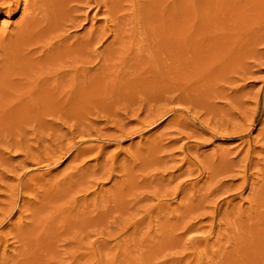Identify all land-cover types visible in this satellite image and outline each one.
<instances>
[{
  "label": "rangeland",
  "instance_id": "obj_1",
  "mask_svg": "<svg viewBox=\"0 0 264 264\" xmlns=\"http://www.w3.org/2000/svg\"><path fill=\"white\" fill-rule=\"evenodd\" d=\"M58 1L0 10V264H264V0Z\"/></svg>",
  "mask_w": 264,
  "mask_h": 264
},
{
  "label": "bare ground",
  "instance_id": "obj_2",
  "mask_svg": "<svg viewBox=\"0 0 264 264\" xmlns=\"http://www.w3.org/2000/svg\"><path fill=\"white\" fill-rule=\"evenodd\" d=\"M35 1H36V0H35ZM59 1H60V0H59ZM59 1H58V2H59ZM65 1H66V0H65ZM65 1H64V2H65ZM86 1H87V0H86ZM50 3H51V2H50ZM54 3H55V2H54ZM68 3H69V1H68ZM8 4H9V0H0V10L6 8V7L8 6ZM57 4H58V3H57ZM65 4H66V3H65ZM69 4H70V3H69ZM38 5H39V4H38ZM54 6H55V4H54ZM9 7H10V6H8V8H9ZM31 7H32V6H31ZM65 7H66V6H65ZM8 8H7V9H8ZM28 8H29V7H28ZM27 10H28V9H27ZM31 10H32V9H31ZM31 10H30V11H31ZM36 10H37V9H36ZM36 10H35V11H36ZM58 10H59V9H58ZM25 11H26V10H25ZM33 11H34V10H33ZM55 11H56V10H55ZM29 13H30V12H29ZM36 13H37V12H36ZM57 13H58V12H57ZM24 14H25V13H24ZM39 14H40V13H39ZM44 14H45V13H44ZM36 15H37V14H36ZM29 16H30V15H29ZM32 17H33V16H32ZM44 17H45V15H44ZM42 18H43V17H42ZM39 20H40V19H39ZM41 20H42V19H41ZM43 20H44V19H43ZM28 21H29V20H28ZM28 23H29V22H28ZM39 23H40V21H39ZM25 24H26V22H25ZM25 24H24V25H25ZM40 24H42V23H40ZM21 27H23V26H21ZM25 28H26V27H25ZM18 29H19V28H18ZM22 30H23V29H22ZM28 30H29V29H28ZM27 32H28V31H27ZM27 32H26V33H27ZM2 36H3V35H2ZM3 37H4V36H3ZM11 37H12V36H11ZM15 38H16V37H15ZM13 39H14V38H13ZM17 39H18V38H17ZM26 39H27V38H26ZM1 41H2V40H1ZM18 42H19V41H18ZM8 43H9V42H8ZM8 43H7V44H8ZM15 43H16V42H15ZM20 43H21V42H20ZM5 44H6V43H5ZM13 44H14V43H13ZM18 44H19V43H18ZM23 44H24V43H23ZM20 45H21V44H20ZM3 46H4V45H2V48H3ZM7 46H8V45H7ZM9 46H10V45H9ZM9 46H8V47H9ZM14 46H15V45H13V47H14ZM23 46H24V45H23ZM11 47H12V46H11ZM16 47H17V46H16ZM4 48H6V47L4 46ZM22 48H23V47H22ZM8 49H9V48H8ZM12 49H13V48H12ZM24 49H25V48H24ZM9 50H10V49H9ZM7 51H8V50H7ZM1 52H2V50H1ZM8 52H9V51H8ZM23 52H24V51H23ZM3 53L5 54L4 51H3ZM11 53H12V51H11ZM11 53H10V54H11ZM11 55H12V54H11ZM2 56H3V55L0 53V57H1V58L5 57V56H3V57H2ZM15 56H16V55H15ZM5 58H6V57H5ZM11 58H12V57H11ZM12 60H15V57H14V59H12ZM0 61H1V62L4 61V64H5L6 59H3V60L0 59ZM8 61H9V60H8ZM1 62H0V63H1ZM10 62H11V61H10ZM12 62H13V61H12ZM12 62H11V63H12ZM14 62H15V61H14ZM1 65H3V64H1ZM5 65H7V64H5ZM0 67H1V66H0ZM10 67H11V66H10ZM5 68H7V67H5ZM10 69H11V68H10ZM0 70H1V73H2V71L4 72V70H2V68H1ZM5 71H6V70H5ZM9 72H10V71H9ZM1 73H0V74H1ZM4 73H5V72H4ZM2 75H4V74L2 73ZM5 75H6V77H7V74H5ZM8 77H9V76H8ZM2 78H3V76H2ZM4 82H5V81H4ZM5 83H6V82H5ZM0 86H1V85H0Z\"/></svg>",
  "mask_w": 264,
  "mask_h": 264
}]
</instances>
